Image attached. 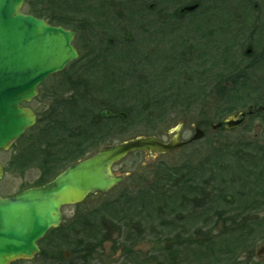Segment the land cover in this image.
<instances>
[{"label": "trees", "instance_id": "1", "mask_svg": "<svg viewBox=\"0 0 264 264\" xmlns=\"http://www.w3.org/2000/svg\"><path fill=\"white\" fill-rule=\"evenodd\" d=\"M195 1L197 8L187 13L204 15L207 18L204 19L207 22L211 20L216 28H202L205 21L189 17L188 23L194 24L200 35L185 39L188 43L182 52L169 46V51H164V59L160 52L163 40L158 37L168 35L164 27L169 28V34L181 28L183 24L177 25V20L181 19L182 8ZM170 5L174 9L169 12ZM253 5V2L244 0H238L235 7L229 0H26L24 10L27 13L44 18L50 24L75 30L78 39H84V43L79 46L81 53L78 59L62 72L54 74L59 77L57 85L49 92L41 91L37 97L46 99L47 105L45 109L36 111L37 123L13 145L17 148L19 144L24 146L10 158L11 168L23 172L29 165L38 164L40 177L37 185H42L67 166L113 145L137 124L155 127L165 120L170 111L182 121L180 115L198 101L219 99L223 105L216 109L214 117L222 123L224 115L234 113L239 107L250 103L255 106L264 104V84L258 86L250 81L256 78L257 70H263L256 65L257 61L260 64L264 62V48L260 47L264 34L261 7L256 5L254 27L247 35V42L254 39L257 42L252 44L253 54H245L243 59L246 61L236 60V54L232 52L236 38L235 35L226 36L229 20L212 21L219 14H240V9L242 17L241 14L237 18L234 16L232 21L229 18L233 23L238 22L240 31L246 28L248 18L244 9L251 11ZM230 38L235 39L232 41ZM245 43L242 42V48ZM94 81H99L98 87ZM244 128L248 129L247 126ZM219 129L235 132L224 126ZM214 137L217 138L216 135ZM209 143L210 153L197 164L184 163L161 173L155 183L165 181L169 186L164 189L154 187L155 194L164 200H178L183 208L193 207L196 201L202 200L205 202L201 205L226 206L229 211L217 213L224 215L232 212V216L227 214L224 218L226 225L239 224L242 213L259 210L264 204V145L239 141L241 146L236 145L231 152L229 168L225 165L226 155L219 152L222 147ZM8 170L5 167V172ZM137 197H140L139 201L130 199L120 202L129 206L131 203L143 205V208L153 205V199L151 204L145 203V194ZM112 205H103L106 209L102 212L113 216ZM160 206L162 203L157 202V211L161 212ZM130 208L135 209V206ZM131 215L135 221H141ZM85 222L86 218L74 225L72 239L60 238L62 242L71 241V254L86 256L101 246L97 244L101 237L99 232L84 234ZM139 224L133 223L131 218L124 223L132 231ZM159 224L164 227L169 223L163 220ZM227 228L229 236L232 228ZM245 228L241 233L248 230ZM173 229L181 230L177 234L180 241L176 244L182 245L181 240L187 230ZM55 231L57 229L50 233ZM50 233L42 242L55 248L52 251L57 255L61 248L58 245L60 242L55 244L59 234L50 239ZM128 236L132 235L128 233ZM229 238L204 244L205 252L211 255L232 253L236 244L231 239L235 238L232 235Z\"/></svg>", "mask_w": 264, "mask_h": 264}, {"label": "rangeland", "instance_id": "2", "mask_svg": "<svg viewBox=\"0 0 264 264\" xmlns=\"http://www.w3.org/2000/svg\"><path fill=\"white\" fill-rule=\"evenodd\" d=\"M247 1L253 2L255 6L253 5L254 8L251 7V11H248L247 8L244 9L246 11V14H248V18H245V29L238 31V22H231L234 16L235 18H237V15L239 16L241 14L242 17V11L240 9H238L240 14H233L232 16H229L227 14H219V16L213 17L212 20H229V22L227 21L226 24V30H229L226 36H238L235 37L236 39L234 38L235 42L238 43L239 41L241 44L242 42L245 43L249 40V38H247V35L250 34L252 28L254 27V24L252 22L256 17L257 4L262 9L261 19L264 20V0H244V2ZM229 2H231L232 7H235L238 3V0H229ZM195 4L196 1L191 2L188 5L193 6ZM170 9H174L173 5L169 6V12L171 11ZM183 13L187 15L189 14L187 13V11H184ZM193 14L198 16V19L201 18L203 21H205V23L201 25L202 28L209 29L211 27H214V23L210 22L211 20L207 22L204 19L206 18L204 15L197 14V12ZM243 16L245 17V15ZM229 18L231 19V21ZM183 20H181V22L183 23V26L181 28L169 34V28L164 27L163 30H165L164 32H166L168 35H164V37L161 35L158 37L159 40H163V42H161V46L163 48L160 49V52H162L161 54L164 59H166V57L164 56V51H169V46L172 45L174 49L182 52L184 46L186 47L188 43L185 39H188V37H198L200 35L197 34L196 28H194V24L190 23L189 27H187L189 21L185 19ZM151 29H156V27H152ZM235 31L238 32L235 34ZM141 33H143V31ZM226 39H229V37H227ZM234 39L232 38L231 40L233 41ZM261 40L262 42L260 43H262V45L260 44V47L262 49L264 48V34ZM83 43L84 39H78L76 33L74 44L77 47L78 51L79 46H83ZM235 54L234 55L236 56V60L242 59L246 61L245 59H243L245 57L244 53H241V55H239V52ZM261 78H264V69L257 70L255 80L256 85L259 86L261 82H263L259 81ZM58 79L59 77L54 75L47 78L41 84L39 94L41 93V91L46 92L48 90L47 92H49V90H52L53 87L57 85ZM94 83L98 87L99 81H94ZM211 94H213V91L211 92ZM218 100L219 99H210V102L198 101L190 109L184 111V113L180 115L183 118L182 121H180L178 116H175V112L170 111L169 114H167L168 116L165 118V120H163V122H158L155 127L151 128L143 124H137L136 126L129 129L126 136L122 137V139L115 140L114 144H117L140 136L143 137L151 135L156 136L165 142H168L172 138V136L175 135V132L171 133V131L173 130V128L179 125V122H183L180 132L181 135L179 137L181 141H188L195 134V130L197 128H201L205 131L203 138L187 144L186 146L171 153L157 154L137 152L127 156L113 168V172L115 174L125 176V180L122 184L114 187L111 191L105 194L94 193L89 195L83 202L79 204L65 206L63 208L64 222L62 223L60 228L57 229V231L50 233V235L48 236V238L51 239L55 234H59L58 239H56L57 242L55 244L60 242L58 245H60L61 248L57 251V255L61 259L62 263H67L69 258L73 260L69 255L73 251V245L70 244L71 241L67 240L66 242H62L60 240L62 238L65 239V237H67V239L69 240L73 238V235L71 234L73 233V229H75V222H77L80 216L84 215L86 216L84 234H87L88 231L90 232L89 235L99 232L98 234H100V236L102 235V237L103 235L106 236L105 234H108V236L105 237L106 241L102 244L101 247L96 249L95 253L100 256L108 253L112 256V259L117 258L114 256L125 254L126 264H138L141 261H143L141 264H145L147 263L144 262L145 260H147L149 264H168L169 260H173L177 264H181V257H183V264L198 263L199 257H205V261L208 262L212 258L210 259L208 257L211 254L205 252V245L214 241H226V239L230 240L229 237H231V235L236 239L242 236L240 229L241 227H244L246 224H249L250 227V223H252L253 225H255L256 223H261V221L259 220L264 219V208L261 210H252L246 213H242L240 215L241 220L239 221V224L229 225L232 230L231 235L228 236L227 233H230V231L227 227L229 226L226 225L224 218L227 214H229V216H232V212H227L224 215L217 213V211H229L228 207L223 205L217 207L208 203L201 205L202 202H205L204 200H202L196 201L197 204L193 207L188 206L186 208H183V206L178 204V200H164L161 196L155 194L156 190L154 189V187L164 189L165 187L169 186V184L165 181L158 183L159 185L155 183L158 177L162 175L161 173H167V170H169L170 168L179 167L184 163L197 164L208 153H210L209 151L211 143L209 142H213L212 145L214 147H222V150H220L219 152L224 154L223 156L226 155L227 158L225 159V165H228V167L230 168V164L232 163L230 159L231 152L234 151V149L237 147L236 145L241 146L239 144V141H250L256 144L264 141V130L257 127L258 124H261L262 121L255 118H251L252 120L246 122L245 126L248 127V129L246 130L245 128H237L235 129V132H229L226 129H214L212 126H215L218 123V120L215 119L216 117H214V115L217 114L216 109H219L220 104L221 106L223 105L221 101ZM46 101V99L36 98L28 103V106H30L35 111H38L41 108L45 109V106L47 105ZM251 105L254 104L250 103L246 107H239L235 112L243 110L246 111ZM256 107H258V105H256ZM226 117L227 115H224L222 121L225 120ZM213 133L217 136L216 139H214L215 135L213 136ZM225 144H227L226 147L224 146ZM19 146L20 147L18 148L11 147L9 150H0V162L4 165V167L9 168L8 172H5L3 178L0 180V194L3 196L13 195L22 189L36 186L38 184V180L40 177V168L38 164L33 163L32 165H29L25 170H23V172H16L10 166V158L18 151V149H23L24 145L19 144ZM139 194L146 195L144 199L145 203L149 202L151 204V199H153V205L143 208V205L140 206L139 204H137L136 206V204H132L130 202V206H135V209H132L129 205H127V203L121 204L120 202H126L130 199L131 201L133 199L139 201L140 197H137V195ZM157 202L162 203V206H160L161 212L157 211L159 210L158 208H156ZM106 204L109 206L113 204L110 207V209H114L115 214H113V216L109 215V213L105 214V212H102V210L106 209L102 208L104 207L103 205ZM110 209L109 207H107V210ZM91 212L92 214L90 217L92 219L88 220V215ZM170 212H172V215L170 214ZM131 214H133L137 218H140L141 221H135ZM129 218H131L133 223H140L136 229H133V231L131 229H127L125 227L126 225H124L125 220H128ZM250 219L251 222H249ZM163 220L165 221V223L168 222L169 224L162 227L163 225H160L159 222ZM238 226H240V228ZM173 227L183 228L187 230V232H183L184 234H186L183 237L187 239V242L182 241V245L176 244L179 242L177 234L181 233V230L175 231L176 229H173ZM97 229L98 231L96 232ZM257 232H259V230ZM80 233L82 232L80 231ZM128 233L132 236H128ZM261 233H263V231ZM232 240L234 239H231V241ZM42 244V247L44 246V248L49 247V245H46V242H43ZM203 250V253L205 255L201 253ZM39 261L40 259L36 257L31 261L22 259L19 261L16 260L12 264H39ZM80 261L82 264H87L88 258L83 257ZM90 264L98 263L94 259Z\"/></svg>", "mask_w": 264, "mask_h": 264}, {"label": "water", "instance_id": "3", "mask_svg": "<svg viewBox=\"0 0 264 264\" xmlns=\"http://www.w3.org/2000/svg\"><path fill=\"white\" fill-rule=\"evenodd\" d=\"M25 1L0 0V150H9L37 123L36 112L25 103L38 96L40 84L79 56L73 43L75 31L26 13ZM229 119L225 121L229 126L241 121ZM182 125L173 128L175 135L168 142L155 136L126 140L68 166L41 186L0 195V264L38 254V241L62 223L63 206L80 203L92 193H105L122 183L125 177L115 174L113 166L130 153H169L204 137V130L197 128L188 141H181ZM3 175L0 162V180Z\"/></svg>", "mask_w": 264, "mask_h": 264}, {"label": "flooded vegetation", "instance_id": "4", "mask_svg": "<svg viewBox=\"0 0 264 264\" xmlns=\"http://www.w3.org/2000/svg\"><path fill=\"white\" fill-rule=\"evenodd\" d=\"M179 15H181V19L177 20V25L183 24L181 22V20H183V19L188 20L189 17L198 18V16H196V15H190V14L187 15L183 12H181ZM158 17H157V19H158ZM156 21H157V23L159 22V20H156ZM169 22H172V20ZM187 27H189V23L187 24ZM256 32H257V30H256ZM235 34H236V31H235ZM234 37H238V36H234ZM256 42H257L256 39L250 40L249 42L245 43L244 47L242 48V45L239 41H238V43L234 41L233 47H232V52L238 53V52L242 51L241 53H244L247 55H252L254 52V47L252 46V44H255ZM256 65L258 67H262L264 69V62H263V64H260V62L257 61ZM255 80H256V78L251 79L250 81L252 83H255ZM259 81L260 82L263 81V82H261V84L264 83V78H261ZM262 90H264V88H262ZM263 107H264V104H259L258 107H256L255 105H251L247 109V111H245V110L238 111V114L235 118H237L238 120H241V121L238 124V126L237 125L233 126L234 129L244 128L247 121L249 122L250 120H252L251 118H255L257 120L262 121V122L260 121L261 124L259 123L257 127L259 129L264 130L263 129L264 128V109H263ZM241 112H245L244 115H241ZM259 144L264 145V141L259 143ZM263 208H264V204L261 207H259L260 210ZM91 214H92V212L88 215V218H87L88 220L92 219L90 217ZM84 218H86L85 215L80 216V218H78V220H77V222H75V224H79ZM262 220H263V222H261V223L255 222L256 223L255 225L250 223V227H249V224H247L246 228H248V230L244 233H241V235H242L241 237H238V238L232 240V242L234 244H236V246L233 247V249H232V253L219 254V255H209L208 257L210 259L211 258L212 259L208 262L205 261V257H199L198 258L199 262L195 263V264H264V219H262ZM253 226H255V227H253ZM238 227L240 228V226H238ZM251 227H253V228H251ZM244 228H245V226L241 227L240 229L242 230ZM74 230L75 229H73V231ZM258 230H259L261 235L259 234V232H257ZM262 231H263V233H261ZM88 233H90V232L88 231ZM105 235L106 236L103 235V237L101 235V238L99 239V242L97 241V244L102 246V244L106 241L105 237H107L108 234H105ZM186 240L187 239L183 237V239L181 240V244L183 243L182 241H186ZM101 246H97V248H95V250H94V252H92V254H87L86 256H80V255L77 256L74 254H69L73 260H71V258H69L67 263H62L60 258L52 251L53 249H55L52 247L51 248L47 247L48 250H47V248L44 249V246L40 247V253L38 255H36L34 258L37 257L40 259L39 264H82L80 260L83 257L88 258L87 264H90L91 262H93L94 259L97 261L98 264H124L125 263V259H126L125 254L114 256L117 258H113V259H112V256L109 255L108 253L101 255V256L97 255L95 253V251H96V249H98ZM66 257H67V254H66ZM34 258L32 260H34ZM22 260H24V259H22ZM142 262L143 261H141L138 264H141ZM144 262H147L145 264H149V262L147 260H145ZM183 262H184L183 257H181L180 263L183 264ZM168 264H177V263L173 260H169Z\"/></svg>", "mask_w": 264, "mask_h": 264}]
</instances>
